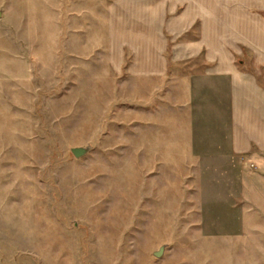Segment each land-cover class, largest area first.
<instances>
[{
  "label": "rangeland",
  "instance_id": "374dc122",
  "mask_svg": "<svg viewBox=\"0 0 264 264\" xmlns=\"http://www.w3.org/2000/svg\"><path fill=\"white\" fill-rule=\"evenodd\" d=\"M140 2L0 0V264H264V152L205 51L174 59L200 23Z\"/></svg>",
  "mask_w": 264,
  "mask_h": 264
},
{
  "label": "crops",
  "instance_id": "0c3cea01",
  "mask_svg": "<svg viewBox=\"0 0 264 264\" xmlns=\"http://www.w3.org/2000/svg\"><path fill=\"white\" fill-rule=\"evenodd\" d=\"M140 1L139 4L148 13H156V4H163L162 23L152 28H165L174 39L184 35L194 23H200V37L195 41L184 42L183 48L178 47L179 50L176 48L174 59L184 60L205 51L206 60L216 64L206 73L210 76H227L229 80L234 150L247 152L252 143H256L264 152V82H260L252 71L238 68L227 47H233L236 52L239 50L234 48L236 46L247 47L253 52L252 58L258 62L259 68L264 67L262 0L261 3L258 0L245 7L231 5L228 0ZM219 61L226 62L221 65Z\"/></svg>",
  "mask_w": 264,
  "mask_h": 264
},
{
  "label": "water",
  "instance_id": "95a60500",
  "mask_svg": "<svg viewBox=\"0 0 264 264\" xmlns=\"http://www.w3.org/2000/svg\"><path fill=\"white\" fill-rule=\"evenodd\" d=\"M71 151L76 157H81L82 155H84L87 152V148L77 146V147L71 148ZM161 254H162L161 250L155 252L156 256H160Z\"/></svg>",
  "mask_w": 264,
  "mask_h": 264
}]
</instances>
